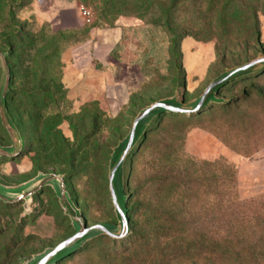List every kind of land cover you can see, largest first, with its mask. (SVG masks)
Wrapping results in <instances>:
<instances>
[{
    "label": "rangeland",
    "instance_id": "rangeland-1",
    "mask_svg": "<svg viewBox=\"0 0 264 264\" xmlns=\"http://www.w3.org/2000/svg\"><path fill=\"white\" fill-rule=\"evenodd\" d=\"M262 58L264 0H0V264L75 235L52 186L28 192L39 176L63 177L87 228L118 227L110 169L140 113ZM216 99L147 125L124 165L131 234L58 264H247L212 250L226 210L264 238V68Z\"/></svg>",
    "mask_w": 264,
    "mask_h": 264
},
{
    "label": "water",
    "instance_id": "water-1",
    "mask_svg": "<svg viewBox=\"0 0 264 264\" xmlns=\"http://www.w3.org/2000/svg\"><path fill=\"white\" fill-rule=\"evenodd\" d=\"M262 67H264V58L227 72L219 81L212 84L206 90L205 94L191 106H184L175 99L169 102L155 104L140 113L134 123L130 135L120 146V150L116 153L110 169V190L119 222L118 227L111 225H99L87 228V224L82 220V214L76 208L67 193L64 185V179L61 176H39L33 183L29 184L27 188L30 193V190L35 188L39 189L43 186L53 187L58 199L60 200L62 208L72 221L75 235L56 248L47 251L39 257H36L28 264H58L63 259H66L78 252L87 241L101 236L108 237L114 241L125 240L131 234V229L130 220L127 215L128 211L126 208L128 198L124 195L123 189L124 165L132 150L146 132L147 125L153 119L165 113L185 114L189 116L199 115L210 104L217 102L216 95L226 83L235 80L236 78H240L242 75L252 70ZM1 115L2 119H4L7 124V127L14 132V136H17L16 131L7 120L5 107L1 109ZM0 152L11 155L14 153V150H4L0 148ZM1 190L3 189L0 188V191ZM22 190V188L19 189L20 192ZM26 199V208L28 209V203L31 202V198L26 196Z\"/></svg>",
    "mask_w": 264,
    "mask_h": 264
},
{
    "label": "trees",
    "instance_id": "trees-1",
    "mask_svg": "<svg viewBox=\"0 0 264 264\" xmlns=\"http://www.w3.org/2000/svg\"><path fill=\"white\" fill-rule=\"evenodd\" d=\"M262 68L252 70L241 77L250 76ZM223 220L222 238L215 246L217 249L210 252L218 257L219 261L225 263L232 261L233 257L245 256L247 264H264V238L250 241V237H248L250 233H247L246 236L243 234L246 230V228H243L245 221H239V216L232 211H224ZM257 232H261L264 236V230L260 229Z\"/></svg>",
    "mask_w": 264,
    "mask_h": 264
},
{
    "label": "built area",
    "instance_id": "built-area-1",
    "mask_svg": "<svg viewBox=\"0 0 264 264\" xmlns=\"http://www.w3.org/2000/svg\"><path fill=\"white\" fill-rule=\"evenodd\" d=\"M87 13H85V15H86Z\"/></svg>",
    "mask_w": 264,
    "mask_h": 264
}]
</instances>
